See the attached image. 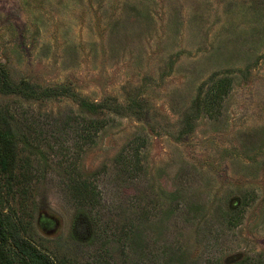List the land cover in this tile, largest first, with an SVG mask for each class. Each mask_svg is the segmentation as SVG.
Segmentation results:
<instances>
[{"label": "rangeland", "instance_id": "1", "mask_svg": "<svg viewBox=\"0 0 264 264\" xmlns=\"http://www.w3.org/2000/svg\"><path fill=\"white\" fill-rule=\"evenodd\" d=\"M0 70L123 107L0 93L31 178L4 215L54 264L264 252V0H0Z\"/></svg>", "mask_w": 264, "mask_h": 264}, {"label": "trees", "instance_id": "2", "mask_svg": "<svg viewBox=\"0 0 264 264\" xmlns=\"http://www.w3.org/2000/svg\"><path fill=\"white\" fill-rule=\"evenodd\" d=\"M226 79V78H224ZM227 81H229L227 79ZM230 86L228 82L220 80V83L216 84L211 90V100L214 102L221 101V99L228 93ZM0 93L3 95H16L24 99H37L45 100L52 98H70L76 104H78L81 110H84L92 115L97 114L99 111H112L118 113L123 107L119 104L110 105L104 102L91 103L84 98H81L73 94L69 88L63 86H52L37 88L32 87L28 83H22L15 85L12 83L8 76L0 70ZM14 118L7 111L0 110V264H54L51 257L35 247L30 241L24 238L19 231L12 232L9 229V223L4 210L7 206L6 195L10 193L13 182L19 179L17 186L31 181L28 173H18L16 176L12 170L15 167L18 159V142L19 137L17 127L12 123ZM97 127V124H93L92 127ZM90 127V126H88ZM87 127V128H88ZM89 130H85L83 140L90 138L88 134ZM23 142L32 150L37 146L29 143L27 139L23 138ZM5 186L8 187L5 190ZM83 186L85 191H88ZM10 189V190H9ZM93 190V188H92ZM22 191V190H21ZM141 258L139 263L144 259L143 254H140ZM159 260L158 256L153 254L152 261ZM158 262V261H157ZM197 262V263H196ZM159 264V263H158ZM161 264H190L187 263V258L184 254H181L176 250L168 249V253L164 251V257ZM194 264H220L216 258L206 259V261H200L197 259ZM232 264H264V252L255 253L253 255H246L245 257L235 261Z\"/></svg>", "mask_w": 264, "mask_h": 264}, {"label": "flooded vegetation", "instance_id": "3", "mask_svg": "<svg viewBox=\"0 0 264 264\" xmlns=\"http://www.w3.org/2000/svg\"><path fill=\"white\" fill-rule=\"evenodd\" d=\"M42 216V215H41ZM43 216H45V215H43ZM43 222H46V220H43ZM48 222V221H47Z\"/></svg>", "mask_w": 264, "mask_h": 264}]
</instances>
